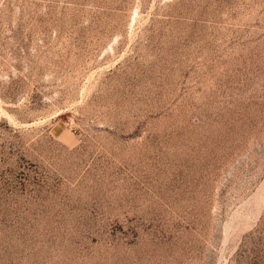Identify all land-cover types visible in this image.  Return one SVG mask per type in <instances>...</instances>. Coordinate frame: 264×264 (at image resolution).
Masks as SVG:
<instances>
[{
    "label": "rangeland",
    "instance_id": "374dc122",
    "mask_svg": "<svg viewBox=\"0 0 264 264\" xmlns=\"http://www.w3.org/2000/svg\"><path fill=\"white\" fill-rule=\"evenodd\" d=\"M0 264H264V0H0Z\"/></svg>",
    "mask_w": 264,
    "mask_h": 264
}]
</instances>
